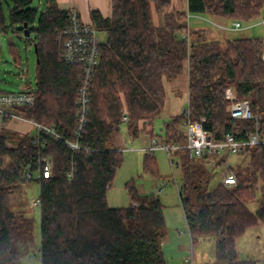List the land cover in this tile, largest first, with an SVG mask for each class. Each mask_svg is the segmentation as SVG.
Masks as SVG:
<instances>
[{"label":"trees","instance_id":"1","mask_svg":"<svg viewBox=\"0 0 264 264\" xmlns=\"http://www.w3.org/2000/svg\"><path fill=\"white\" fill-rule=\"evenodd\" d=\"M1 1L0 27L5 30ZM4 1L9 3L10 25H18L13 28L18 36L36 45L38 60L33 104L9 108L1 121L6 124L13 113L51 126L59 137L34 125V134L0 125V264H19L16 240L33 237L31 217L11 207V195L25 181H34L39 188L40 264H167L162 251L166 224L159 198L140 195L127 184L131 200L127 206L106 203L107 190L122 161L112 135L125 122L133 137L144 130L165 143L183 145L186 135L181 114L164 122L163 135H155L152 125L164 105V82L174 80L185 67L189 117L204 118L202 127L213 140L227 133L245 140L256 127L264 132L262 38L217 39L206 29L189 28L185 20L187 13H207L251 21L260 16L264 0H187L185 11L164 14L160 25L151 20L150 0H111L108 17L91 8L90 23L105 38L99 44L89 85L86 122L77 138L80 69L62 58L61 30L71 9L45 0L38 13L32 0ZM170 1L153 0L157 9ZM183 30L186 36L181 35ZM9 46L15 56V46ZM17 62L21 65L19 58ZM229 86L238 99L249 101L257 119L230 117L225 93ZM140 120L145 127H139ZM68 140L79 147H69ZM239 152L247 154L248 161L229 166L235 184L219 181L208 190L209 168L223 158L207 166L186 148L175 150L182 179L178 195L187 231L192 243L214 238L217 263L255 264L239 258L235 240L248 228L264 223V145L246 144ZM46 158L51 159L52 169L43 177ZM142 165L145 172L157 176L151 153L144 154ZM253 201L256 208L251 211L248 203Z\"/></svg>","mask_w":264,"mask_h":264},{"label":"rangeland","instance_id":"2","mask_svg":"<svg viewBox=\"0 0 264 264\" xmlns=\"http://www.w3.org/2000/svg\"><path fill=\"white\" fill-rule=\"evenodd\" d=\"M8 4L9 3L4 0L1 1V12L6 24V29L1 30L0 27V89L18 91L23 89L26 85L34 89L36 59L33 45L27 44V41L22 40L16 31L13 30V28H17L18 25H10L8 19ZM31 6L36 7L39 13L45 6V0H32ZM150 11L155 24L156 18L153 13L154 10H151V5ZM202 17L209 22V24L207 23V27L213 32L217 29V34L215 33L214 36L217 39L246 36L264 37V26L261 23V21L264 20V13H261L254 21H241L240 28L233 29L228 33L220 31L216 27L215 30H213L212 27H214V24L210 19H215L216 17H214V15L206 14ZM225 22L230 24L231 20L226 19ZM189 23H195L192 16H190ZM247 24L251 27L245 28ZM222 32H224V34H222ZM97 33L99 40L101 42L104 41L105 34L101 31ZM32 36L33 34H31V37ZM10 43L15 46V56L11 53ZM14 57H16V60ZM18 58L21 61V65L17 62ZM227 89L232 90L233 96L238 99L231 86L227 87L226 90ZM14 120L21 125L24 124L20 122L19 119L16 120L15 118ZM140 121L145 123L144 120ZM163 121L164 120L160 117L154 119L153 133L155 135H163ZM35 132L36 128L32 126L29 129V133L34 134ZM146 136L147 132L141 131L138 136L133 137L129 134L125 122H122L119 130L113 133V146L116 145L117 149L121 150L122 161L120 166L116 169L111 185L107 190V205L110 207H124L130 203L131 200L127 184H132L140 195L151 194L157 196L163 205V216L166 224V235L164 240L168 238V235L170 236L169 243L172 247V261L176 263L177 260H181V249L185 250L184 253L187 254V256L195 255L196 261H208L213 259L215 243L212 236L199 239L191 245L178 195V187L182 182L180 169L176 164L178 156L174 150L167 152L165 149H155L151 154L156 161L157 176L145 172L142 163L146 152L144 149L145 140L143 139H145ZM4 161L5 163L8 162L7 158H5ZM225 161L229 166L236 167L238 164H245L248 161V155L242 154L239 151L230 152L225 157ZM224 168V165L222 167L211 166L209 168L210 177L206 186L208 190L213 189L219 183L220 173ZM38 193L39 188L36 182L25 181L22 182L11 195L12 209L26 214L31 217L33 221L32 239L27 241L20 238L15 242V247L18 250L19 264H40V210L39 205L35 204V202L38 201ZM248 207L251 211H254L256 202L253 201L248 203ZM175 240L176 245L173 244ZM235 248L240 258L253 260L255 264H264V223H259L248 228L235 240Z\"/></svg>","mask_w":264,"mask_h":264},{"label":"built area","instance_id":"3","mask_svg":"<svg viewBox=\"0 0 264 264\" xmlns=\"http://www.w3.org/2000/svg\"><path fill=\"white\" fill-rule=\"evenodd\" d=\"M261 13H264V4L261 8ZM264 26V20L261 21ZM234 29L241 27L240 21L232 23ZM98 31L88 22L80 19L78 12L71 9L69 13L68 23L62 28L61 33L63 36V51L62 58L68 64L77 65L80 69L79 85L77 89V104L78 114L75 127V137L77 138L86 122V114L88 111L89 102V85L98 63V47L101 41L98 37ZM181 35L186 36V32L182 31ZM261 58L264 60V37ZM31 87H24L18 91H2L0 92V116L7 113L9 108L14 106L32 105L33 93ZM226 97L229 99L227 111L233 119H257V116L251 110L250 103L247 99H237L233 96L232 90H226ZM231 100V101H230ZM179 114L183 116L181 124L185 129L186 140L183 145L174 143H165L155 137H151L147 146L144 147L145 153H152L155 149H165L167 152L176 150L179 147H184L192 157L202 158L207 166L214 165L220 158L222 162L217 166L225 168L220 173V181L226 185H232L236 182L235 175L230 171L229 165L226 164L225 157L230 152H238L242 146L246 144H263L264 145V132H260L257 127L255 132L250 134L245 140H236L231 133L225 134L221 140H213L210 134L203 129L202 122L204 118L199 120H191L187 107L180 109ZM12 118H19L26 120L23 117L11 113ZM29 121V120H28ZM38 129L46 133L59 137L51 126H45L40 123L32 122ZM69 147L77 149L79 146L76 141H66ZM42 170L43 177L49 176L52 169V161L46 158ZM71 173L68 174L70 176ZM27 178L29 174L26 175ZM35 204H39L38 201Z\"/></svg>","mask_w":264,"mask_h":264},{"label":"crops","instance_id":"4","mask_svg":"<svg viewBox=\"0 0 264 264\" xmlns=\"http://www.w3.org/2000/svg\"><path fill=\"white\" fill-rule=\"evenodd\" d=\"M56 1H57V4L60 8L75 9L78 12L80 19L84 22L90 23L89 10L91 8L98 9L104 17H108L111 15V0H56ZM150 5H151V10L152 9L154 10L153 13H154V16L156 18V23L154 24L152 14L150 11L151 20H152L154 25H156V24L160 25L163 22L164 14L170 13V12L176 11V10L177 11H185L187 9V0H171L168 5L164 6L161 9H157L155 7L153 0H150ZM206 14L207 13H187L186 19H185L187 26L189 28H193V29H206L207 34L211 37H214L215 33L217 32L216 31L217 29L215 30V27L218 28L220 31H224L226 33H228L229 31H232L234 29L231 24L236 20L228 18V17H222V16L214 15V17H216L217 19L216 18L210 19L212 21V23L214 24V27H212V28L215 31L213 32L209 27H207L208 26L207 23L209 24V22L206 19H204V17H202L203 15H206ZM208 15H210V14H208ZM190 16L193 17L194 22H195L194 24L189 23ZM226 19L231 20V23L228 24L227 22H225ZM254 20H251V21H254ZM246 26L247 27H245V28L251 27L248 24ZM224 32H222V34H224ZM246 37H250V36H246ZM233 38H238V37H232V38H225L224 37L221 39H233ZM180 74L176 77L177 79L175 78L172 81H165L164 82V91H165L164 105H163L161 112L157 116V117H160L162 120H164L163 122H165L166 120H168L172 116L179 114L180 109L187 107L188 89H187V69H186V67L182 70V72ZM0 90H3V89H0ZM3 91H6V90H3ZM14 119L15 118H10L6 124H3L1 121V116H0V125L3 124L5 127L16 130V131L20 132L21 134L29 132V129L33 126L31 121L16 118V120L19 119L20 122L24 123L21 125L20 123H18ZM143 125H144V123L142 121H140L139 127H142ZM148 127L149 126L146 125V128H148ZM152 130H153V125H152ZM150 138L151 137L147 133L146 138L143 139V140H145L144 146H147ZM115 147H116V145H115ZM184 222H185V220H184ZM186 229H187V227H186ZM167 237H168L167 238L168 240L165 239L162 242V249H163L162 251H163L164 257L167 261V264H225V263L215 262L214 258L210 259L208 261H196L195 255H188L187 256V254L184 253L185 250H182V249H181V260H179V261L177 260V262L174 263L172 261V257H171L172 247L170 246V243H169L170 236L168 235ZM189 238L191 241L190 235H189ZM173 244L176 245V240L173 242ZM191 245H193L192 241H191ZM165 251H166V253H165ZM240 259H242V258H240Z\"/></svg>","mask_w":264,"mask_h":264},{"label":"water","instance_id":"5","mask_svg":"<svg viewBox=\"0 0 264 264\" xmlns=\"http://www.w3.org/2000/svg\"><path fill=\"white\" fill-rule=\"evenodd\" d=\"M23 30H24V35L28 36L29 35V31L26 28V23H24V25H23ZM33 49H34V52L36 53L37 52V47H36L35 44H33ZM36 60H38V59L36 58Z\"/></svg>","mask_w":264,"mask_h":264}]
</instances>
